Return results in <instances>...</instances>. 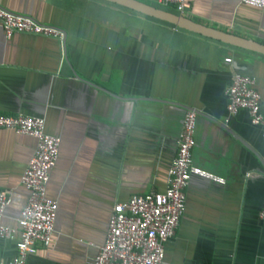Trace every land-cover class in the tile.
<instances>
[{
	"label": "crops",
	"instance_id": "obj_1",
	"mask_svg": "<svg viewBox=\"0 0 264 264\" xmlns=\"http://www.w3.org/2000/svg\"><path fill=\"white\" fill-rule=\"evenodd\" d=\"M155 6L156 0H139ZM0 6L64 33L0 28V114L44 119L59 139L46 195L56 201L51 242L26 264H84L105 236L111 206L162 190L184 108L196 110L184 208L164 244L170 264H264L263 148L245 111L227 115L233 71L250 76L264 114V56L224 44L105 0H0ZM186 18L264 44V5L185 0ZM224 58H230L225 62ZM35 139L0 129V218L17 228L27 192L19 178ZM16 238H0V260Z\"/></svg>",
	"mask_w": 264,
	"mask_h": 264
},
{
	"label": "built area",
	"instance_id": "obj_2",
	"mask_svg": "<svg viewBox=\"0 0 264 264\" xmlns=\"http://www.w3.org/2000/svg\"><path fill=\"white\" fill-rule=\"evenodd\" d=\"M242 4L260 8L264 0H240ZM159 6L171 7L176 14L184 12L185 0H156ZM0 28L8 38L12 33L49 36L64 52L62 30L38 22L25 15L0 6ZM229 62L230 58H224ZM225 111L233 115L245 111L251 125L260 128L263 148L261 163L264 169V114L259 110L260 96L253 79L233 71L225 87ZM196 110L184 108L176 139L175 154L166 171L162 190L133 194L123 202L114 203L107 217L103 242L84 264H170L164 259V244L170 239L184 208L185 188L191 175H198L222 183L223 179L192 165L190 152L194 145L193 129ZM0 129H11L35 139L33 152L20 175L19 183L27 197L16 219L17 228L0 223V238L12 239L13 254L0 264H26L36 244L51 242L57 203L46 195L50 169L56 157L59 139L44 131V119L32 115L0 114ZM9 191L0 189V218L8 201ZM256 217L264 222V209Z\"/></svg>",
	"mask_w": 264,
	"mask_h": 264
},
{
	"label": "water",
	"instance_id": "obj_3",
	"mask_svg": "<svg viewBox=\"0 0 264 264\" xmlns=\"http://www.w3.org/2000/svg\"><path fill=\"white\" fill-rule=\"evenodd\" d=\"M111 3H115L136 12L148 15L150 17L156 18L167 22L177 28H181L190 32H194L201 36L211 38L228 44L231 46L251 50L260 53L264 56V44L258 43L254 40L237 36L233 33L215 29L203 24L194 22L181 14L172 13L161 8L143 3L139 0H105Z\"/></svg>",
	"mask_w": 264,
	"mask_h": 264
},
{
	"label": "trees",
	"instance_id": "obj_4",
	"mask_svg": "<svg viewBox=\"0 0 264 264\" xmlns=\"http://www.w3.org/2000/svg\"><path fill=\"white\" fill-rule=\"evenodd\" d=\"M155 7L161 8L163 10H166V11H169V12H172V13H176L171 7H168V6H159V5L156 4Z\"/></svg>",
	"mask_w": 264,
	"mask_h": 264
}]
</instances>
